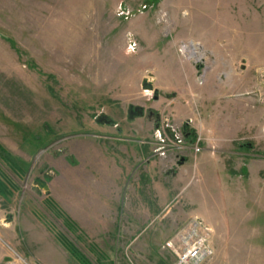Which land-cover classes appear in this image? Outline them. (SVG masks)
I'll list each match as a JSON object with an SVG mask.
<instances>
[{
  "label": "rangeland",
  "instance_id": "374dc122",
  "mask_svg": "<svg viewBox=\"0 0 264 264\" xmlns=\"http://www.w3.org/2000/svg\"><path fill=\"white\" fill-rule=\"evenodd\" d=\"M0 181V264H264V0H0Z\"/></svg>",
  "mask_w": 264,
  "mask_h": 264
},
{
  "label": "built area",
  "instance_id": "2783aa9c",
  "mask_svg": "<svg viewBox=\"0 0 264 264\" xmlns=\"http://www.w3.org/2000/svg\"><path fill=\"white\" fill-rule=\"evenodd\" d=\"M209 230L210 228L207 225L197 219L194 224H192L191 231L189 230L188 233H182L181 244L174 247L178 264H201L210 257L213 250L207 237ZM15 255L17 256V260L21 258L24 264H26L25 260L20 257L18 253Z\"/></svg>",
  "mask_w": 264,
  "mask_h": 264
},
{
  "label": "crops",
  "instance_id": "0c3cea01",
  "mask_svg": "<svg viewBox=\"0 0 264 264\" xmlns=\"http://www.w3.org/2000/svg\"><path fill=\"white\" fill-rule=\"evenodd\" d=\"M116 138L119 139V140H122L120 137H116ZM156 144H158V143L156 142ZM171 151H173L172 148H168V149L166 148V150H165V152H171ZM142 152L145 153V154H147V155H148V153H151L152 155H155V152L156 151L155 152H149L148 149H146L145 151L143 149ZM176 157H178V155H176ZM143 159H144V161L146 160V165H149V163H150L151 160L148 159V158L146 159V157H144ZM175 159L176 158H174V156L173 157H169V160L168 161H170V162H168V163L170 164V166H171V163L174 162ZM159 161H161V160L159 159ZM155 169H157V168H155ZM107 173H108V176L112 175V173L110 172V170ZM77 202H78V200H77ZM79 202L82 203V204L78 203L81 208L76 209L77 210V213L75 215V218H76V220H78L80 222V224H81L82 227H86V228H95L96 227V228H99V227H109L110 226L108 224L109 221H106V220H103L102 219V216H101L100 212H98V214L96 215V212L97 211L94 210V209L91 212L89 210H84V209L82 210V208L85 205H84V203L82 201H79ZM80 211H81V213H80ZM95 221H96V223H95ZM79 258L81 259L82 262L85 261L84 260L85 258L82 255H79Z\"/></svg>",
  "mask_w": 264,
  "mask_h": 264
},
{
  "label": "water",
  "instance_id": "95a60500",
  "mask_svg": "<svg viewBox=\"0 0 264 264\" xmlns=\"http://www.w3.org/2000/svg\"><path fill=\"white\" fill-rule=\"evenodd\" d=\"M144 87H145V88H149V89H151V88H152V84H151L150 82H145V83H144ZM143 113H144V111H143V108H142V107H140V106H135V107L133 108V110H130V112H129V117L132 118L134 115H142ZM96 120L100 122V121L103 120V117H102L101 115H98V116L96 117ZM105 122L109 123L110 120H109V119H105ZM39 186H40V187H43L44 189H49V185H48L47 182H45V181L40 182V183H39Z\"/></svg>",
  "mask_w": 264,
  "mask_h": 264
},
{
  "label": "trees",
  "instance_id": "16d2710c",
  "mask_svg": "<svg viewBox=\"0 0 264 264\" xmlns=\"http://www.w3.org/2000/svg\"><path fill=\"white\" fill-rule=\"evenodd\" d=\"M3 183L0 181V190H2Z\"/></svg>",
  "mask_w": 264,
  "mask_h": 264
}]
</instances>
